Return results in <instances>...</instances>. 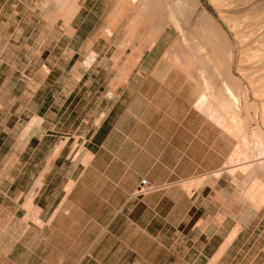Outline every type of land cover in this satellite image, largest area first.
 Listing matches in <instances>:
<instances>
[{
	"label": "crops",
	"instance_id": "obj_1",
	"mask_svg": "<svg viewBox=\"0 0 264 264\" xmlns=\"http://www.w3.org/2000/svg\"><path fill=\"white\" fill-rule=\"evenodd\" d=\"M23 2L0 9V264H264V193L247 196L264 171L229 169L233 110L209 94L220 124L198 106L202 80L166 59L172 32L123 81L96 37L80 48L94 58L28 80L26 50L49 41ZM142 179L154 188L138 196Z\"/></svg>",
	"mask_w": 264,
	"mask_h": 264
},
{
	"label": "rangeland",
	"instance_id": "obj_2",
	"mask_svg": "<svg viewBox=\"0 0 264 264\" xmlns=\"http://www.w3.org/2000/svg\"><path fill=\"white\" fill-rule=\"evenodd\" d=\"M72 1L75 2V0H66L67 3L65 2V4H68L66 6L69 7L71 3L68 2ZM133 1L134 0H100L98 8L95 9L94 12L91 9L92 12L89 13L90 16L86 22L79 24V22L76 21L72 24L73 18L68 20L69 13L67 14L65 12L68 7H66L65 10V4L61 3L60 0H24V2L22 0L23 3L20 4V9L23 10L25 8L27 10L26 29L28 34L33 30V28H35L36 32L42 31L44 39L49 41L48 46L47 44H44V48L41 50H26L24 58L26 57L28 63L26 70L27 79L30 80V77L35 74L45 76L47 72L45 64L49 65L51 61H55L56 58H65L66 60H70L72 58L80 60L94 58L96 55L88 56L87 52L85 50L80 51V48L88 37H96L94 38L97 43L95 51L100 54L101 58H105L111 63L113 73L117 75L120 81H123V79L126 78V74L129 73L135 65V57L137 54L140 51H145L147 49L145 44H150L151 47L156 41V39H154L156 38L154 35L155 31L152 26H154L157 17H149V15H147L146 19L144 18L145 20H143V18H139L140 14L137 16V13H140L139 11H141L143 0ZM166 1L170 2V0H165V4ZM173 1L171 0V2ZM200 1L202 2V6L209 9L218 22L222 24L229 39L234 41L232 71L234 76L240 82L239 85L242 88H240L241 100L238 106V113L240 112L238 114L240 118L238 117V119L241 120L240 122H244L242 125L243 128L241 129L243 130L242 133L237 132V125L236 123H233L235 127L234 134L237 133L235 135L240 136L243 141L242 146L235 149L239 152V155L236 158L240 160L238 161L236 159L235 161H230L227 164H229V169H233L231 167H234V170L247 172L253 170L264 171V150L260 155L259 151H257L260 148V150L264 149V40H256L254 38L255 36H252L251 33L248 32L250 30V28H248L250 23L247 21L249 20H246L245 17H238L241 15L238 13H242V16L245 14L240 12L241 7L244 6L239 5L237 7V2H233L232 5H230L231 1L230 3L228 2V4H224V2L220 0V5L217 2L219 0ZM252 1L257 2L258 0H251V2ZM4 2L5 0H0V9L1 6L4 7ZM169 2H167V4ZM78 3L82 5L83 0H78ZM233 5L239 9L234 8L236 11L238 10V13L235 10L232 11ZM228 6L229 11L227 10ZM222 10H224V12ZM226 11L229 13L228 18L231 22L225 14L227 13ZM230 16H232L231 19ZM234 17L235 19L237 18L241 21L244 19L242 23L240 22V24L236 27L237 30L236 28H232V21L235 20L232 18ZM136 20H138V22ZM135 22L139 23L138 26L140 27H138ZM244 22L248 23V27L246 26L247 23ZM241 25L243 26L241 27ZM78 26H81L82 30L84 28L86 29L85 34L76 32V28ZM133 27H135L134 32L132 31ZM167 31L169 35L172 32L174 36L172 45H175L180 38L178 34L179 32L172 27L168 28ZM237 32L240 33L243 38L239 37ZM51 33L53 35L52 40ZM55 37H58V40H56ZM108 44L111 46L110 49H107ZM172 45L169 49L174 47ZM184 48H180L181 54L179 55H183L182 50L184 51ZM260 54H262V56ZM57 62L60 65L66 64L63 60ZM40 64H42V66ZM178 66L181 65L178 64ZM76 69L77 67H74V71ZM206 94L205 96L204 94L202 95L204 99L201 97V101H199L198 104L199 106H204L202 108H205L206 104L207 107L210 104L208 94L207 96ZM202 99L204 101H202ZM218 118L220 124H224V119H222V117ZM221 120H223V122ZM243 134H246V137H244ZM250 151H252L253 154L250 153ZM225 168H228V166L226 165ZM151 187L152 189L154 188L152 185ZM262 193H264V183L261 179L256 178L254 179L251 190L247 196L252 199L256 196V194Z\"/></svg>",
	"mask_w": 264,
	"mask_h": 264
},
{
	"label": "bare ground",
	"instance_id": "obj_3",
	"mask_svg": "<svg viewBox=\"0 0 264 264\" xmlns=\"http://www.w3.org/2000/svg\"><path fill=\"white\" fill-rule=\"evenodd\" d=\"M134 1H136V0H134ZM164 1L165 0H143L141 11H139L140 13H137V16L140 14L139 18H143V20L146 19L147 15H149V17H152V16L157 17L154 26H152L153 30L155 31L154 35L156 36V38H154L152 36L154 39H157L159 37L160 33L167 31L168 28H170V27L175 28L179 32L178 34H179L180 38L179 39L177 38L178 39L177 43L175 42L176 44L172 45L174 47L169 49V51H167L168 54H166V59H168V61L170 59L176 65L180 64L181 65L180 69L183 70L182 72L185 71L188 75L191 74L194 77L196 75H198L197 78L199 79V81H200V79L202 80V85L204 86V89L206 90V91H204V96L206 93L208 94L209 97H210L209 94H212L213 97H215V96L217 97L216 98V100L218 99L217 105L219 106V108L221 110H224L227 108H228L227 109L228 111H229V109H231L230 111L233 110L232 111L233 120L235 121L233 123H236V125L238 127V129L236 127L237 132L242 133L243 130H241V129L243 128L242 125L244 122H240L241 120L238 119V117H239L238 114L240 113V112L238 113V110H239L238 106H239V103L241 100V94H240L241 93V90H240L241 87L239 85L240 82L234 76L233 71H232V62H233L232 60L234 58V54H233L234 41L229 39V37L227 36L225 29L223 28L222 24L218 22V20L209 11V9H207L205 6H202V2L200 0H174V1L172 0L173 2H171V0H170V2L166 1V4ZM221 1L224 2V4H228V2L230 3V1H231L230 5H232L233 2H237L236 3L237 7L239 5L244 6V7H241V9H240V12L245 13L243 16H242V13L237 12L239 9L236 8L234 5H233L232 11L235 10L234 8L238 9L237 11L236 10L235 11L239 15L241 14L240 16H242V17H240V16H238V17L239 18L245 17L246 20L247 19L249 20V21H247L248 23H250L249 27H248V23L244 22V23H247L246 26L248 28H250V30L248 32H250L252 36H255L254 38L256 40L257 39H258V41L260 39H262L261 41L264 40V0H262V1L258 0L257 2H255V1L251 2V0H221ZM249 1H250V3H249ZM60 2L65 4L66 0H60ZM167 2H169V3L167 4ZM217 2L219 3L220 0ZM68 3H71V4L69 5V7L66 6L68 4H65L64 9L66 10V7H68L65 12L67 14L69 13V19L68 20H70L71 18L75 17V15L81 10L82 7L78 3V0H75V2L72 1V2H68ZM219 5H220V3H219ZM228 9H229V6H228L227 10ZM222 11L224 12V10H222ZM228 11H226L227 13H225L227 18L229 16ZM234 14H236V13H234ZM230 15H231V9H230ZM232 16H233V13H232ZM232 16H230V19ZM235 17H237V16H235ZM235 17L232 19H235ZM67 18H68V15H67ZM137 19H138V17H137ZM228 20H229V18H228ZM136 21L138 22V20H136ZM229 21L231 22V20H229ZM242 21L240 19L236 18L234 21H232L233 22L232 28L235 29L240 24V22L242 23ZM137 22H135V23H137ZM244 23H243V25H244ZM138 24L139 23H137L136 25L138 26ZM136 25H134V26H136ZM243 25H241V27ZM138 27H140V26H138ZM133 28H132V31L134 32L135 27H133ZM236 30H237V28H236ZM238 32H237L238 36L242 37V35H240V33H238ZM158 33H159V35H158ZM151 34H153V33H151ZM134 35H135V33H134ZM149 37H151V36H149ZM256 37H258V38H256ZM174 41H176V40H174ZM147 43H148V41H147ZM182 47L183 48L185 47L184 48L185 50L184 51L182 50L183 55H179V54H181L180 53L181 49H183ZM179 49H180V51H179ZM260 55L262 56V54H260ZM173 63H172V65H174ZM197 78H194V79H197ZM196 83H198V82L196 81ZM200 85H201V83H200ZM207 94H206V96H207ZM201 97L203 98V96H201ZM203 99H202V101H204ZM198 104H199V102H198ZM202 105H203V103H202ZM211 105H212V103H210L207 107V104H206V107H205L206 110L205 111L209 115H212V116L214 115V117L216 115L218 117H222V119H223V115L222 116L220 115L221 111L220 112L218 111L219 108L215 109ZM200 107H204V106H200ZM218 121H219V118H218ZM221 121L223 122V120H221ZM219 123H220V121H219ZM235 134H237V133H235ZM243 136L246 137V134L245 135L243 134ZM243 139L246 140L245 138H243ZM260 149L257 150V151H259V155L264 152L263 151L264 149H262V150H260ZM235 151L236 152L233 153L232 157L230 158L231 162L235 161L237 159L236 157L239 155L238 150H235ZM255 152H256V150H255ZM250 153H252V151H250ZM230 166H232V165H230ZM235 166H236V164H235ZM231 168H233V169H231V171L234 170V167H231Z\"/></svg>",
	"mask_w": 264,
	"mask_h": 264
},
{
	"label": "built area",
	"instance_id": "obj_4",
	"mask_svg": "<svg viewBox=\"0 0 264 264\" xmlns=\"http://www.w3.org/2000/svg\"><path fill=\"white\" fill-rule=\"evenodd\" d=\"M152 189L151 185L148 183L147 179H142L140 187L136 190L135 195H141Z\"/></svg>",
	"mask_w": 264,
	"mask_h": 264
}]
</instances>
